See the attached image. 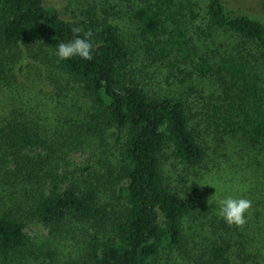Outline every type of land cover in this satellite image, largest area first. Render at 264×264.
Instances as JSON below:
<instances>
[{
  "label": "trees",
  "instance_id": "16d2710c",
  "mask_svg": "<svg viewBox=\"0 0 264 264\" xmlns=\"http://www.w3.org/2000/svg\"><path fill=\"white\" fill-rule=\"evenodd\" d=\"M82 1L65 19L0 0V70L46 59L55 106L0 115V264H264V22L225 0ZM74 28L90 60L56 56ZM220 185L251 200L243 226Z\"/></svg>",
  "mask_w": 264,
  "mask_h": 264
},
{
  "label": "rangeland",
  "instance_id": "374dc122",
  "mask_svg": "<svg viewBox=\"0 0 264 264\" xmlns=\"http://www.w3.org/2000/svg\"><path fill=\"white\" fill-rule=\"evenodd\" d=\"M82 2V0H44L46 5L55 7L65 19H72L74 11L78 13ZM225 2L228 6L239 8L243 12L251 14L264 22V11L262 9L261 0H225ZM27 62H30L34 67L29 70H22V72H20L18 68H13L14 72L12 73L9 72V67H5L4 70H0V115L6 113L11 108L24 110H28L30 108L35 110V108H37L36 104H40V101H42V104H44L49 111H53L55 108L53 103L50 102V95L54 92V89L51 85L52 83L49 84L45 78V76L50 72L49 68H51L46 66L48 61L46 59H42L40 61H34L31 59L27 60ZM9 66L12 65L9 64ZM7 74L10 76H7ZM157 89H161L165 92V94L171 95L178 94L180 91L179 89L183 88L181 85L174 82L171 83V85L161 83V85L157 86ZM83 158L84 157L80 152L72 154L73 160L81 161ZM236 161L238 163H242L243 160H241V157H238ZM243 174H245V172L233 174L227 171L219 176L217 181L220 179L221 182L223 179V181L226 180V183L228 182L227 184L233 181L235 184L233 185L235 190L243 192L245 188L255 185V183H253L255 182L253 171L249 172V174H245L247 177H244ZM227 186L228 185H226V188H224V186L222 188L220 185L219 189L214 187L217 192H215L216 196L219 197L220 195H223L220 191L225 192V195H229V193H231V188L227 190ZM220 188H222V190H220ZM28 232L32 236L35 235L42 237L43 235H47V230L39 224L30 225L28 227Z\"/></svg>",
  "mask_w": 264,
  "mask_h": 264
},
{
  "label": "clouds",
  "instance_id": "9594fccd",
  "mask_svg": "<svg viewBox=\"0 0 264 264\" xmlns=\"http://www.w3.org/2000/svg\"><path fill=\"white\" fill-rule=\"evenodd\" d=\"M72 31L76 35L67 42L58 44L55 52L56 56L61 60H68L77 56L90 60L93 53L92 33L88 31L80 36L81 28H74ZM216 204L219 216L228 224L243 226L247 222L245 214L250 209L252 202L249 199L234 195H220L216 200Z\"/></svg>",
  "mask_w": 264,
  "mask_h": 264
}]
</instances>
